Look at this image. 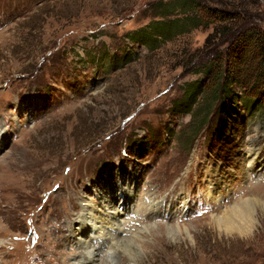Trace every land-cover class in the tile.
<instances>
[{"label":"rangeland","instance_id":"obj_1","mask_svg":"<svg viewBox=\"0 0 264 264\" xmlns=\"http://www.w3.org/2000/svg\"><path fill=\"white\" fill-rule=\"evenodd\" d=\"M195 1L247 24L185 22L146 47L128 33L175 0H0V264L84 263L95 249L93 264H264V175L246 173L264 170V82H239L257 59L225 43L236 28L264 32V0ZM175 7L167 19L186 16ZM219 53L238 95L251 97L223 118L213 78L197 71ZM203 78L191 109L175 112ZM211 170L227 190L205 213ZM245 198L257 201L238 229L215 222ZM112 206L119 231L110 236L108 217L86 238L80 219Z\"/></svg>","mask_w":264,"mask_h":264},{"label":"trees","instance_id":"obj_2","mask_svg":"<svg viewBox=\"0 0 264 264\" xmlns=\"http://www.w3.org/2000/svg\"><path fill=\"white\" fill-rule=\"evenodd\" d=\"M176 5L179 6V11L181 13L186 12L184 14L186 16L184 18L167 19L166 16L168 17L173 14V8H176ZM170 6L171 7L168 9L166 5L162 3L155 6L154 12H159H153V15L161 20L150 23L149 27H146L144 30L128 33L127 38L136 43L145 45L146 47H150L151 43L159 38L166 39L172 37L174 33L179 30L177 28L180 27V25V29H183L186 24L185 22H190L192 27H196L201 25V23L207 26L215 22L232 24L235 21L244 20L241 12L212 7L205 5V3L201 4L199 1L195 0H175ZM188 10H190L192 14H189ZM248 17L250 16L246 15L245 19L247 20ZM242 24L247 23L243 21ZM253 24L257 23L254 22ZM227 34L228 36H225V43H227L226 51H231V53L240 51V54L243 56L250 55L257 59L254 64L255 67L252 69L250 68L247 74L239 76L237 78L239 79L238 81L246 83V81L249 82V79L252 80L250 88H254L256 82H264V32L260 27L251 25L243 27L242 29L236 28V30L229 31ZM254 53H256L257 57H255ZM197 71L203 72V76H207L209 82L211 81L210 77L213 78L212 85H214V87L211 93L216 101L215 110L219 118H223L224 114L229 112L230 109H233L232 106L229 105L230 102L235 103L237 100L243 99L245 101L251 98L250 96L248 97L250 94L239 93L240 95H238L237 89L233 86L235 83L233 79L235 78L226 73L224 69L223 54L219 53L213 60L204 63ZM206 81L203 78L201 83H191L189 88L184 90L183 94L178 99L174 100L172 105L173 110H175V112H188L194 104V100L201 93L199 89L201 88V90H203ZM260 95H262V92ZM182 107H187V110H181Z\"/></svg>","mask_w":264,"mask_h":264},{"label":"bare ground","instance_id":"obj_3","mask_svg":"<svg viewBox=\"0 0 264 264\" xmlns=\"http://www.w3.org/2000/svg\"><path fill=\"white\" fill-rule=\"evenodd\" d=\"M207 175H208V180H210V182L208 183L207 186H208V190L210 191L212 200L214 201L215 204L216 203L219 204L221 202V200H222L221 192H223L224 190L225 191L227 190L226 184H224L225 181H222L223 179H221L220 175L217 173L216 170H211ZM125 184L126 183H123L122 186H121V192H120L118 201H120V204L123 207V209H127V208L129 209V207L126 205V202L128 201V203H129V200L132 199V192H131V190L128 187L125 188ZM209 184H211V186ZM256 201H257L256 198H253V199L245 198V199H241L239 201H235L233 204L230 205V207L227 210H225L223 212L222 215L214 217V220H215V222H217L218 225H226V226H228L230 228L232 227L233 229L236 230L240 226L238 227L236 225L237 223H239V221L237 222L235 220H237V219H239V220L242 219L243 220L244 218H247L249 215H251V210L253 209V204ZM107 202H108V204L110 206L112 205V203H111L112 201H107ZM108 208L109 207H107L103 211H101V212H103V214L100 213L101 216L95 215L94 213L93 214L92 213H90V214L88 213L87 217H83V218L80 219V221H79L80 224H81L80 231L84 232V236H87L86 238H88V237L90 238V235H89L90 233L89 232L93 233L92 235H93L94 238H95V236L97 238H99L98 237L99 236V232L106 230L104 227L110 228L109 230H112V231H109L111 233L110 234L111 237H112L113 233L115 234L116 232L119 231L120 224L119 223L117 224V221L115 222V218L119 214L118 210H117L116 206H112V210H111V208L110 209H108ZM87 210H85V214L87 213ZM131 211H132V209H131ZM127 213H129V212H126V214ZM108 217H110V222H109V224H106V219H108ZM113 225H116V226L114 227ZM250 225L251 226L248 227V231L251 229V227H253V224H250ZM109 232L105 231V233L102 234L103 235L102 237H104V235L107 236ZM228 233H230V232H228ZM106 244H107V241H106ZM120 246L123 248V249L121 248L122 251H128V252L130 251L131 252V250L129 248L130 245L128 243L126 244L124 242L122 243V245L116 244L114 242L113 248H111V250H115V249H117V247H120ZM92 248H95V247L92 246ZM96 250L97 249H95L93 251V253ZM86 253H87V251H86ZM93 253L89 252V255H87L85 257L86 260L84 261V263H82L80 261L77 264H93L95 262V256L93 255Z\"/></svg>","mask_w":264,"mask_h":264}]
</instances>
